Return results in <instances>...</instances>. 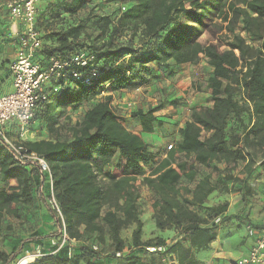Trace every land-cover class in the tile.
<instances>
[{
	"label": "trees",
	"instance_id": "1",
	"mask_svg": "<svg viewBox=\"0 0 264 264\" xmlns=\"http://www.w3.org/2000/svg\"><path fill=\"white\" fill-rule=\"evenodd\" d=\"M91 1L38 3L35 27L42 44L32 61L40 71H48L51 58L85 54L93 62L71 64L42 86L45 99L29 129L40 123L52 134L80 115L71 122V135L22 142L49 165L51 183L34 166L14 161L0 142V240L7 250L0 252V264H15L28 254L38 255L29 264H205L198 255L209 250L222 225L236 221L239 227L262 229L242 211L228 215L227 201L208 203L216 193L229 191L245 201L254 195L250 179L264 181V0H121L124 10L118 7L114 17L89 13L75 26L48 30L60 15L75 16ZM213 19L224 26L226 40L218 39L224 51L219 44L199 41L203 31L217 29L208 26ZM238 28L257 46L247 44ZM121 36L126 41L116 43ZM201 59L210 70L207 105L189 109L190 119L178 130L179 144L158 162V154L117 116L111 95L102 93L140 89L157 72L171 79L177 68ZM76 74L80 80L73 78ZM172 104L182 105L179 100ZM157 111L136 110L131 118L143 133L152 134ZM171 155L234 160L243 165V178L199 175L192 189L163 185L159 175L173 164ZM116 156L124 161L120 178L109 171ZM147 168L151 173L144 177ZM141 177L154 197L155 226L176 233L169 244L162 237L143 240L134 185ZM6 219L28 228L15 232ZM130 228L127 244L122 232ZM64 234L67 242L57 250L51 243Z\"/></svg>",
	"mask_w": 264,
	"mask_h": 264
},
{
	"label": "rangeland",
	"instance_id": "2",
	"mask_svg": "<svg viewBox=\"0 0 264 264\" xmlns=\"http://www.w3.org/2000/svg\"><path fill=\"white\" fill-rule=\"evenodd\" d=\"M3 4L6 2V0H1ZM118 7L121 8L124 7L121 0H92L89 3L88 9L84 11H80L75 16H70L66 13H63L60 15L57 21L53 22V26L51 29L48 30H58L60 27H64L66 25L69 26H75L79 21L81 20H87V16L89 13L102 15V16H112L114 17ZM1 8H5L4 5ZM88 25L90 26V31L92 32L94 30L93 27H91V24L88 22ZM208 26H216L217 29L215 30H205L203 31L201 38L199 41L202 44H219L220 45V51H224L226 47L219 43L218 39H221L223 42L225 39V30H223V25L219 23V21L213 19L210 22H208ZM42 36H44L45 30L40 31ZM239 35H241L247 44L252 46H257L256 42H252L248 39V37L240 30V28L236 31ZM96 33L93 34L95 36ZM94 38V37H93ZM226 40V39H225ZM126 41V38L124 36H121L117 38L116 43H124ZM186 72L189 73L188 76L185 79L186 83H182L178 86L177 82H180L182 79L179 78L171 85L169 86V95L172 93L174 94L175 91L179 89V92L183 94V98L177 99L172 98L171 100H166L165 94L163 91L161 93H155V94H149L147 96L146 92H143L142 90H132L130 93L126 94L127 96L124 98L123 102H119L116 107V114L117 116L123 118L125 127L132 132L133 134L140 132L139 126L136 121H133L134 119L131 118V113L136 110H149L151 108L158 107L159 104H162L165 101H168V103L172 104V101L179 100L181 102V106H184V110L182 114L179 115V108L176 107L173 104L172 105H165L166 108H163L162 111L159 112L161 115H166L167 117L174 118V121L176 117H179L177 122L173 123V130H171L166 136L164 137L163 133H160L161 137H164L166 139V142L163 141L161 144V147L149 145L150 150H152L154 153L158 154V162L162 159H165L167 156H170L169 154H166L167 147L169 145H173V147H176L175 140L178 139V127L180 125L184 126V123L186 120L190 119V108L195 106V104H198L200 102H204L203 100L208 98V93L206 92V88L204 87L207 81L210 79V70L208 66L206 65L204 60H199L196 66H191L190 68L186 69ZM193 84V86L189 85ZM164 88V85H163ZM182 89V90H181ZM201 90V92L199 91ZM165 91V90H164ZM107 92L102 93V96H106ZM201 96V98H199ZM150 100L154 101L151 102ZM124 103H127V105L123 106ZM129 103H132V106H129ZM207 105V102H205L202 106ZM123 107L125 109H123ZM143 107V109H142ZM200 107V106H197ZM88 106L83 107L80 112L82 113L85 109H87ZM73 113H71L72 115ZM80 118V115L74 116L71 122L77 120ZM71 122L69 124H66V122H63L58 126L57 131L54 129V132L49 133L46 129V127L43 124H36L33 129H31V133L28 137L30 139L33 137V133L36 132V135H39L41 137L45 138H55L56 135H59L63 138H68L71 135V129L72 124ZM72 122V123H73ZM67 125V126H66ZM172 127V126H171ZM60 129V130H59ZM33 132V133H32ZM29 138H27L26 141H31ZM142 139H146V135H142ZM171 160L173 161V164L164 170L162 173H160L159 178L160 182L163 185H172L174 183H178L182 187H187L188 189H192L195 182L197 181V178L199 175H210L213 180H215L217 177H221L224 175H230L233 178H243V165L240 163H237L234 160H231V162H224V161H209L206 157L201 158H190L186 159L184 157H179L177 155H171ZM197 160H200L204 164L197 163ZM124 161L119 158L118 156L115 157L113 160V163L109 169V171L116 177H121V172L123 169ZM195 170H197V174H195ZM145 176L148 177L151 173V168H147L145 170ZM144 177L138 178L135 182V187L138 191L139 198H138V206L141 213V219L143 221L144 227H143V240L147 239H155L157 237H162L166 240V243H171L177 236L176 233L173 231L168 230H161L160 228H157L154 224L153 220V194L151 191L147 188V186L144 183ZM249 184L254 190V195L251 198L246 199L245 201L241 200V197L238 193H234L233 191H229L226 194H219L216 193L213 198H211L209 205H214L222 201H227L229 204V209L227 214L228 215H238L240 211L243 212L244 216L249 220V222L252 225H258L262 217L264 216V181L262 178H252L249 181ZM8 223H10L14 227V231L18 232V230L27 229L28 225L25 224L24 226L18 222V220H11L6 219ZM239 223L236 221L222 225L219 229V239L216 241V244L219 246H222V251L226 253H232L234 257L240 256L239 247H243L245 244V241L247 243H250V241H253L252 238L247 237L246 229L245 227H239ZM24 229V230H25ZM132 229H127L122 232V238L124 240V243L129 242L130 236H131ZM7 250L4 249L3 243L0 240V252L4 253ZM33 254H28L25 256V258L29 257L31 258L30 263L33 261ZM23 258V259H25ZM200 259H208L209 262L212 264H219V262L212 261L210 258V253L205 252L201 253L199 255ZM18 260L15 264H23L24 260ZM22 261V262H21ZM21 262V263H20ZM29 264V263H28Z\"/></svg>",
	"mask_w": 264,
	"mask_h": 264
},
{
	"label": "built area",
	"instance_id": "3",
	"mask_svg": "<svg viewBox=\"0 0 264 264\" xmlns=\"http://www.w3.org/2000/svg\"><path fill=\"white\" fill-rule=\"evenodd\" d=\"M39 2L40 0H6L3 4L10 23L9 29L17 38L18 48L14 61L9 65L13 90L11 93L0 97V142L14 161L20 165L34 166L41 174H46L51 183L49 165L36 154L28 153L22 146V142L28 135L34 111L45 99L42 86L50 78H59L60 71L71 64L81 67L91 66L93 58L85 54L73 55L69 60L64 61L51 58L48 71H40L38 65L32 61L35 52L41 48L42 44L40 33L35 27ZM91 75L94 77L93 71ZM73 78L81 79L80 75L77 74L73 75ZM88 82V80L84 81L85 84ZM56 91L57 88H54L53 92ZM12 126L15 128L16 137H11L7 132V128ZM166 149L171 151L173 145H169ZM50 204L59 212L52 196ZM260 224L261 230H256L251 226L245 228L247 237L254 241L248 253L240 258L226 261L225 264H264V216ZM66 242L67 236L64 234L59 243L54 241L51 244L59 250ZM148 250L155 251V249ZM37 257L38 255H34L33 260ZM168 264L177 263L169 261Z\"/></svg>",
	"mask_w": 264,
	"mask_h": 264
},
{
	"label": "crops",
	"instance_id": "4",
	"mask_svg": "<svg viewBox=\"0 0 264 264\" xmlns=\"http://www.w3.org/2000/svg\"><path fill=\"white\" fill-rule=\"evenodd\" d=\"M1 7H3L2 2H0V97L11 93L13 90L12 89V79H11V75L9 72V65L14 61L15 54H16V51L18 48L17 38H16V36H14L11 33V31L9 29L10 23L8 20L7 12H6L5 8H1ZM197 63L198 62H196L195 64L183 65V66L177 68L175 70L174 77L171 79L163 77L161 72H157L156 74L152 75L151 79L149 80L148 85L141 87L140 90H142L143 92H146L147 96H149V94L161 93V91H163L165 96H168V97H165V99L168 100V99H172L175 97V98L181 100L183 98V94H181L179 92V89L177 91H175L174 94L172 93L171 95H169V93H168L169 92V90H168L169 86L171 85V83H173L174 81H176L179 78H181L182 80L180 82H177L178 86L181 85L182 83H186L185 79L189 74L186 72V69L190 68L191 66H196ZM163 85H164V88H163ZM189 85H191V83ZM191 86L194 87L193 84ZM128 93H130V91H122L119 93L107 92V95H111V97H112L111 105H112L114 110H116L115 105L117 106V104L120 101L123 102L124 98L127 96L126 94H128ZM199 98H201V96ZM150 101L154 102L152 100H150ZM203 101L204 102H200L198 104H195V106H193V107L202 106L206 102L205 99ZM125 105H127V103H124L123 106H125ZM132 105H133L132 103H129V106H132ZM162 105L163 104H159L158 107L151 108V109H157L158 110L154 115L159 118V122L154 125V132L152 134L143 133L141 131L139 122L136 121L135 119L133 120V121L137 122V124L139 126V131H140V132L136 133V135L139 136L141 139H142V135H146V139H144V140L142 139V140L148 145L153 144L154 146L161 147V144L163 143V141L166 142V139H164V137L171 130H173V123L177 122V120L179 119V117H176V119L174 121V118L172 120V118L167 117L166 115H162V114L160 115L159 112L162 111L163 108L167 107V106L163 107ZM123 109H125V108L123 107ZM142 109H143V107H142ZM183 110H184V106H180L179 111H178L179 115L182 114ZM142 111L146 112L144 109ZM186 121H188V120H186ZM182 127L183 126L180 125L178 127L177 131ZM7 132L11 137H16V131H15V128L13 126L8 127ZM30 133L31 132L29 130L25 141L27 140V138L30 139V137H28ZM160 133H163L164 137H161ZM33 134H34L33 137L30 139L31 141H37V140H41L43 138L39 135H36V132H34ZM174 142L176 143V145L179 144V142H180L179 136H178V139L175 140ZM218 239H219V236H217L216 240L211 243L210 248L207 252L210 253L211 260L215 261V262H219V264H225L226 261L234 260V259H237V258H240V257L246 255L254 243V241H250V243H247V241H245V244L243 245V247H239L240 248L239 250L242 251V253H240V256L234 257V255L232 253H226V252L222 251V246H219L221 243H219V245L216 244V241ZM203 253H205V252H203ZM199 255H198V257H199ZM201 260H203L205 264H212L211 262L208 261V259H201Z\"/></svg>",
	"mask_w": 264,
	"mask_h": 264
},
{
	"label": "bare ground",
	"instance_id": "5",
	"mask_svg": "<svg viewBox=\"0 0 264 264\" xmlns=\"http://www.w3.org/2000/svg\"><path fill=\"white\" fill-rule=\"evenodd\" d=\"M30 260H31V258H25L23 264H28V263H30ZM20 263H21V262H20Z\"/></svg>",
	"mask_w": 264,
	"mask_h": 264
}]
</instances>
